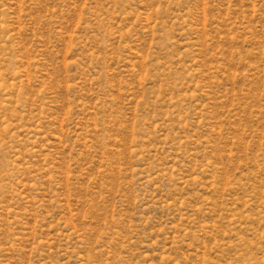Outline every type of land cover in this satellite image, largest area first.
I'll list each match as a JSON object with an SVG mask.
<instances>
[{
  "label": "rangeland",
  "instance_id": "374dc122",
  "mask_svg": "<svg viewBox=\"0 0 264 264\" xmlns=\"http://www.w3.org/2000/svg\"><path fill=\"white\" fill-rule=\"evenodd\" d=\"M0 264H264V0H0Z\"/></svg>",
  "mask_w": 264,
  "mask_h": 264
}]
</instances>
